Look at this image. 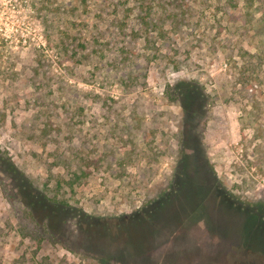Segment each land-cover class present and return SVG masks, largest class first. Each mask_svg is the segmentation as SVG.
I'll return each mask as SVG.
<instances>
[{"label": "rangeland", "instance_id": "obj_1", "mask_svg": "<svg viewBox=\"0 0 264 264\" xmlns=\"http://www.w3.org/2000/svg\"><path fill=\"white\" fill-rule=\"evenodd\" d=\"M4 2L0 264H264V0Z\"/></svg>", "mask_w": 264, "mask_h": 264}, {"label": "trees", "instance_id": "obj_2", "mask_svg": "<svg viewBox=\"0 0 264 264\" xmlns=\"http://www.w3.org/2000/svg\"><path fill=\"white\" fill-rule=\"evenodd\" d=\"M7 162H8V164H7V172L13 174V176H15V178L20 181V187H21V190H22L23 194L24 193H28L29 191H28V188H27V185H26V178L24 177V175L20 176L16 166L14 164L10 163V160H8ZM189 184L191 185V182H189ZM40 202L42 203V201H40ZM31 208H32V211H30V214H35L36 215V213H34L35 210H36L35 204L31 205ZM261 244H262V246L264 248V239L262 240Z\"/></svg>", "mask_w": 264, "mask_h": 264}, {"label": "built area", "instance_id": "obj_3", "mask_svg": "<svg viewBox=\"0 0 264 264\" xmlns=\"http://www.w3.org/2000/svg\"><path fill=\"white\" fill-rule=\"evenodd\" d=\"M3 3L6 4L4 2V0H3ZM3 6L4 5L0 3V17H1V15L6 14V10H4ZM10 11H12V12H18L19 11V6L17 4H12V6L10 8Z\"/></svg>", "mask_w": 264, "mask_h": 264}]
</instances>
